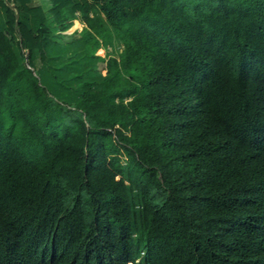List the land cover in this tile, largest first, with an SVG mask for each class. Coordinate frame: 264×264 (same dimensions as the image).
<instances>
[{
    "label": "trees",
    "instance_id": "1",
    "mask_svg": "<svg viewBox=\"0 0 264 264\" xmlns=\"http://www.w3.org/2000/svg\"><path fill=\"white\" fill-rule=\"evenodd\" d=\"M0 264H264V0H0Z\"/></svg>",
    "mask_w": 264,
    "mask_h": 264
},
{
    "label": "rangeland",
    "instance_id": "2",
    "mask_svg": "<svg viewBox=\"0 0 264 264\" xmlns=\"http://www.w3.org/2000/svg\"><path fill=\"white\" fill-rule=\"evenodd\" d=\"M39 2V1H38ZM39 4H41V2L39 3ZM78 23V22H77ZM79 24V23H78ZM75 26V22H72V26L70 27V29H69V31L67 32V34H71L72 32H74L75 30H81L83 27H82V25H78L77 27H74ZM102 51V50H101ZM97 54L99 55V56H104V51H102V52H97Z\"/></svg>",
    "mask_w": 264,
    "mask_h": 264
},
{
    "label": "built area",
    "instance_id": "3",
    "mask_svg": "<svg viewBox=\"0 0 264 264\" xmlns=\"http://www.w3.org/2000/svg\"><path fill=\"white\" fill-rule=\"evenodd\" d=\"M4 2H7V0H4ZM10 7L13 8V4H10Z\"/></svg>",
    "mask_w": 264,
    "mask_h": 264
}]
</instances>
